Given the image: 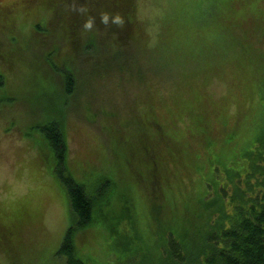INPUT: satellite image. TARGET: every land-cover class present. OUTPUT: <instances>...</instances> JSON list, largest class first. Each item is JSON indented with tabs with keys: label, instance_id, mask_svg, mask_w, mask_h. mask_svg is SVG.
Returning a JSON list of instances; mask_svg holds the SVG:
<instances>
[{
	"label": "rangeland",
	"instance_id": "374dc122",
	"mask_svg": "<svg viewBox=\"0 0 264 264\" xmlns=\"http://www.w3.org/2000/svg\"><path fill=\"white\" fill-rule=\"evenodd\" d=\"M23 1V5L36 2L0 0V3L14 6L15 2L16 5H21ZM133 1V12L142 28L140 36L144 43L134 44L129 41L116 48V55L112 54L115 48L107 43L111 40L110 27L106 22L101 23L97 19L102 18V13L95 11V16L92 15V29L81 31L82 43L89 47L81 54L76 53L72 62L69 58L66 59L67 64L71 62L76 77V92L69 102L70 107L62 106L61 102L65 99H58V90L53 96V107L57 103L56 113H60L58 119L63 122L66 130L70 153L69 167L74 177L88 188L89 184L94 186L106 179L115 185L110 191L112 197L109 202L99 212L100 215L97 214L100 224L79 239L80 258L84 261L92 260L94 264H157L161 258L160 245L170 228L167 224H150L147 194L133 175L129 180L131 182L124 181V169L118 164L119 152L116 150L119 148L116 136L127 133V113L128 118L134 114L132 109L135 112L141 109L142 114L144 106H139L140 100L143 101L148 96L154 97L153 106L164 111L161 113L164 118H160V121L165 125L169 124L168 119L173 118L165 109L175 110L176 103L180 101L181 104L178 105L183 112L188 111L192 106L191 100L197 97V88L203 91L208 104L209 101L220 103V113L226 115V124L217 126L214 110H211L206 116L213 127L211 130L202 127V134L196 139L191 135L193 121L196 119L190 116L184 125H178L181 129L177 136L191 146V159L195 161L188 159V163L198 170L197 178L206 185H213L219 182L217 178H224L227 172H237L242 168V154L250 150L245 147V141L251 142L257 136L262 123L260 94L263 88L260 83L263 77L258 76L257 71L252 76L248 67L264 61V41L260 35L264 32V0H235V7H240L236 12L233 8H228L233 0L227 5L218 0ZM40 3L42 5L41 0ZM86 7L91 10L90 4ZM103 13L107 14V11ZM90 29V33L86 34ZM90 34L94 35L92 42L88 39ZM54 39L56 41L57 36ZM94 45L102 53L98 58L92 52H86L87 49L98 51ZM50 46L41 43L37 50L33 49L30 53L37 52L39 55L37 62L41 67L38 72L44 73L45 81H51L61 89L63 78L44 61V54L49 51ZM53 46L62 55L70 53L72 47L65 42H58ZM141 49L147 54V59L142 56ZM116 60H119L120 65L129 66L128 74H107L111 68H115ZM248 61L254 62L247 63ZM22 66L23 64L18 70ZM137 66L141 69L140 74H137L139 70H135ZM211 69L217 71L211 73ZM13 74L15 77L11 78L19 86L22 75L17 71ZM142 74L149 81L153 78L157 81L143 86L138 81ZM212 80H215L214 84ZM30 81L34 85L38 84L35 79L30 78ZM22 87L27 90V97H23L11 111H5L2 107L6 113L11 114L9 119L13 115L12 123L17 126L10 128L11 122L0 117V216L3 215V225L12 224L14 221L9 213H17L23 209L28 215V221L21 224L22 230L18 238L15 237L18 240L15 243L16 248L20 250H0V264H63L64 261L56 253L72 224L67 195L51 173L48 160L33 144L40 143L38 133L30 131L23 122L41 121L44 115L46 118V109H41L40 102L36 100L46 92L44 87L38 89L30 86L26 79H23ZM252 90L255 91L254 99ZM211 108L209 105L208 109ZM33 109L38 110L35 113L29 111ZM52 110H47L49 116ZM223 116H220L221 120ZM8 128L10 132L6 133ZM31 132L33 137H27ZM226 143L229 144L224 147ZM231 145L243 150L240 155L238 150L234 152L233 161L226 166V162L230 160L227 149ZM165 154L162 151L161 158ZM173 159L170 158L171 166L162 169L175 171L177 167L173 165ZM184 168H188L187 162L180 169V180H185L187 190L194 191L195 184L189 183L193 182V178H185ZM180 180H172L170 185L173 186ZM164 189L165 192L168 190L167 187ZM175 189L180 196L179 190ZM183 194L187 197L185 192ZM128 204L133 208L134 216L130 220L132 225L129 223V227L127 226L130 230L127 228L126 231L122 227L125 233L119 230L117 235L112 234L109 226L117 223ZM201 210V207L195 208L186 218L190 228L183 229L191 236L199 235L204 229L203 224L198 225L204 215ZM171 211L168 210V213ZM104 216L108 220H104ZM136 218L138 222L135 224ZM114 242L127 251L116 249ZM137 249L142 250V256L135 253Z\"/></svg>",
	"mask_w": 264,
	"mask_h": 264
},
{
	"label": "trees",
	"instance_id": "16d2710c",
	"mask_svg": "<svg viewBox=\"0 0 264 264\" xmlns=\"http://www.w3.org/2000/svg\"><path fill=\"white\" fill-rule=\"evenodd\" d=\"M41 1L42 5L40 0H36L35 4L28 5L16 6L15 2V8L11 4H1L0 6V109H2L0 110V117L11 122L10 128L17 126L12 123L13 115L9 119L11 114L5 111L13 110L23 97H27V90L22 87L23 79H26L30 86L38 89L40 87L45 88L46 93L39 95L36 100L40 102L41 109H46V118L44 115L43 119L41 118L43 121L23 122L28 125L30 131L38 133L39 136L37 137H39L40 143L33 142V144L40 151V154H44L45 159L48 160L51 173L64 188L69 203L72 224L70 223L71 225L56 256L62 259V262L64 261L63 264H94L92 260L84 261L80 258L81 245L79 239L100 224L101 221L97 218V214L109 202L110 197H112L110 191L115 188V185L106 179L94 186L89 184L90 188H88L86 184H81L74 177L69 167L70 153L66 140V130L63 122L58 119L60 113H56L58 110L57 103L53 107L55 104L53 96L58 90V99L61 101L65 99L61 102L62 106L70 107L69 102L76 92V77L71 62L76 53L81 54L83 50L89 47L82 43L81 31L91 28L92 15L95 16V11L99 10L98 13H102V18L97 19L101 23L106 22L110 27L111 40L107 43H111L110 45L115 48L112 53L114 55H116V48L121 47L124 43H129V41L134 42V44L144 43L143 37L140 36L142 28L137 23L138 19L133 12V0ZM218 1L227 5L230 0ZM234 2L235 0L228 5V8H233L236 12L240 7L237 9ZM87 4H90L91 10L87 9ZM103 11H107V14ZM91 29L86 34H89ZM260 35L264 41V32H261ZM56 36L57 40L55 41ZM88 39L91 42L94 41V35L90 34ZM89 40L86 42L89 43ZM58 42L71 44L70 53L62 55L57 52L53 45ZM7 43L9 44L5 47ZM41 43L51 45L49 51L44 54V61L49 63L53 71L63 78L64 84L61 89L60 86L52 84L53 82L45 81L44 73L38 72V68L41 67L40 63L37 62L39 55L37 52L33 54L30 51L36 49ZM89 45L93 46V43H89ZM94 46L98 51L87 49L86 52H92L91 54L98 58V55L102 53L97 45ZM141 54L144 58H148L142 49ZM68 58L71 60L69 64L66 60ZM253 62L248 61L247 63ZM263 62L259 61L255 66L252 64L248 67L252 76L257 71L258 76L263 77L260 83L263 88L260 94L263 108L260 130L251 142L245 141V147L250 148V150L242 154L244 160L242 168L237 172H227L226 176L220 180L216 177L219 182H215L213 185H206L200 178H197L198 170L196 171L194 164L193 169L191 163H188V159L195 162L191 159L189 151L191 146L186 141L180 140L177 135L181 129L178 125L180 123L184 125L190 116L192 119H196L193 121L194 127L191 128V135L195 139L202 134V127L211 130L213 126L210 125L207 117L211 110H214L213 115L217 126L226 124V115L223 112L220 113V109L222 110L220 103L209 101L208 104L207 99L202 94L203 91L197 88V97L194 100L189 97L192 106L188 111L183 112V109L178 105L181 104L180 101L176 103L175 110L165 109L173 117L168 119V125L163 124L162 120L160 121V118H164L161 116L164 111H159L153 106L154 97L151 96L143 101L140 100L139 106H144L142 107V114L140 113L141 109L136 112L132 109L134 114L131 118H128L129 114L127 113L125 119L127 133L116 136L119 148L116 150L119 152L118 164L124 169L127 176H125L124 181L131 182L129 180L132 179L133 175L139 182L138 184L142 186L144 193L147 194L150 224L153 223L152 226L167 224L170 227L165 233L162 245H160L161 258L157 264H264ZM21 64L23 66L18 70ZM128 67L120 65L119 60H116L115 68H111L107 74L110 75L113 72V76H116L117 73L119 76H123L129 73ZM129 70L131 73L133 72L131 68ZM135 70L138 72L139 66L135 67ZM16 71L22 75L19 86L11 78ZM216 71L217 69H211L210 72ZM140 72L141 69L137 74ZM145 76L142 74L138 80L142 82L143 86L147 83L154 84V81H157L154 78L149 81ZM30 78L35 79L38 84L31 83ZM214 81L212 80L213 84ZM208 82L211 85L210 81ZM251 94L254 99L255 91L252 90ZM209 105L212 106L211 109H208ZM51 109L53 110L50 111L51 116H49L47 110ZM36 110L29 111L35 113ZM221 115H224L222 118L224 121L220 119ZM118 119L121 117L118 116ZM176 127L177 129L174 130ZM10 128L6 129V133L10 132ZM26 136L31 138L33 134L31 132ZM127 141L130 142L127 143ZM227 144L229 143H226L224 147ZM233 145L227 149L230 160L226 162V166H229L233 161L234 152L238 150L240 155L243 150ZM162 151L166 152L162 156L163 158H161ZM170 158L175 159H173V165H176L175 168L177 167L175 171L162 169L171 166ZM180 158L185 161H181ZM186 162L188 168H184L185 178H187L186 176H189L188 179L193 178V182L189 183L195 184L194 191L192 189L187 190L184 184L185 180H180V169L186 166ZM216 173H218V168H216ZM172 180L180 181L171 186ZM163 187H167L168 190L165 192ZM175 188L179 190L180 196L177 195ZM183 192L186 193L187 197L184 196ZM197 207L203 209L201 212L204 215L198 221V225L203 224L204 229L199 235L191 236L183 228H190L186 218ZM170 209L172 211L169 214L168 210ZM132 210L133 208L129 204L126 205L117 223L112 227L109 226L112 234L117 235L119 230H123L125 233V229L122 227L126 228V231L129 229V223L132 225L130 220L134 218ZM9 214H11L10 217L14 223L8 225L2 224L1 216L3 215L0 216V250L7 252L8 249L15 248V251L18 252L20 248H16L15 243L18 240H15V237L18 238L22 230L21 224H24L25 220L28 221V215L23 209L17 213ZM104 218V220H108L106 216ZM137 218L134 220L135 224L138 222ZM179 230L181 231L178 232ZM114 247L122 252L127 251V249H121L115 242ZM135 253L142 256L141 249H137Z\"/></svg>",
	"mask_w": 264,
	"mask_h": 264
},
{
	"label": "flooded vegetation",
	"instance_id": "af4514ba",
	"mask_svg": "<svg viewBox=\"0 0 264 264\" xmlns=\"http://www.w3.org/2000/svg\"><path fill=\"white\" fill-rule=\"evenodd\" d=\"M23 3H24V1L23 2H21V5H23ZM16 5V4H15ZM0 6H1V3H0ZM17 6V5H16ZM16 6H13V8H15Z\"/></svg>",
	"mask_w": 264,
	"mask_h": 264
}]
</instances>
